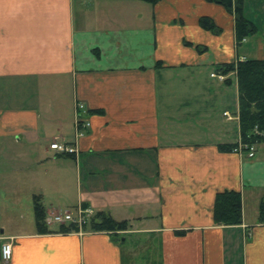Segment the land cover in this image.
<instances>
[{
  "label": "crops",
  "instance_id": "1",
  "mask_svg": "<svg viewBox=\"0 0 264 264\" xmlns=\"http://www.w3.org/2000/svg\"><path fill=\"white\" fill-rule=\"evenodd\" d=\"M244 6L259 31L241 50L234 15L207 0H0V264H264V142L251 158L218 149L241 139L239 118L224 115H239L238 78L211 76L264 58V0ZM79 104L91 122L82 137ZM229 189L242 192L244 221L217 225L216 195ZM35 196L47 213L81 205L130 226L117 238L40 232ZM5 197L32 204L27 227L5 225ZM124 233L158 237L159 262L134 257Z\"/></svg>",
  "mask_w": 264,
  "mask_h": 264
},
{
  "label": "trees",
  "instance_id": "2",
  "mask_svg": "<svg viewBox=\"0 0 264 264\" xmlns=\"http://www.w3.org/2000/svg\"><path fill=\"white\" fill-rule=\"evenodd\" d=\"M146 3L156 4L160 0H141ZM224 6L228 12L235 18V40L237 47L242 46L246 38L258 34V26L248 18L245 13L244 3L246 0H207ZM201 26L208 31L220 34L222 30L212 18L201 17ZM186 45L193 43L186 42ZM197 51H206L207 47L196 46ZM156 66L163 67L162 62H157ZM218 72L228 74L234 72L238 78L239 89V124L241 140L249 145L261 144L264 142V58L237 59L234 62H223L218 65ZM226 83H231L227 78ZM238 143L219 144L221 151H234ZM235 152V151H234ZM259 201L258 221L264 224V191ZM214 204L213 219L215 224L221 225H240L243 223V195L236 190L220 191L216 195ZM34 215L36 216V225L40 232H49L46 225V208L41 201V197H34ZM130 223L127 220L118 221L108 212H96V215L90 220L85 230L108 231L111 236L117 238L119 231L128 229ZM78 226L65 224L59 228V232H77ZM178 235L185 234V231H176ZM122 238V237H121ZM120 238V240H121ZM119 240V239H118Z\"/></svg>",
  "mask_w": 264,
  "mask_h": 264
},
{
  "label": "built area",
  "instance_id": "3",
  "mask_svg": "<svg viewBox=\"0 0 264 264\" xmlns=\"http://www.w3.org/2000/svg\"><path fill=\"white\" fill-rule=\"evenodd\" d=\"M211 76L218 78L220 81L224 82L228 77L226 74H222L220 72H213ZM76 112V131L77 136L82 137L86 133V130L91 127V122L88 119L82 117L84 113V107L82 105H77ZM224 115L227 116L228 119H238L239 115L236 117L233 113L229 111H225ZM51 149L56 151L60 155H74L77 153V148L73 144L69 143H51ZM237 153L246 154L248 158L254 157L256 152V147L254 144H247L243 142L241 139L238 142V146L234 149ZM46 225L49 228H52L54 225L59 226L65 224H72L74 226H78V231H84L85 227L88 225L90 220L96 215L95 211L91 207H83L78 206L76 209H64L57 210L52 212H46ZM2 260L4 263H7L13 256V243L11 241H6L1 247Z\"/></svg>",
  "mask_w": 264,
  "mask_h": 264
},
{
  "label": "rangeland",
  "instance_id": "4",
  "mask_svg": "<svg viewBox=\"0 0 264 264\" xmlns=\"http://www.w3.org/2000/svg\"><path fill=\"white\" fill-rule=\"evenodd\" d=\"M244 45L240 46L241 50L245 49L243 48ZM256 147V146H255ZM256 153V152H255ZM19 201L20 205H16V203ZM18 201L15 202V200H11L9 198H4L2 201L3 205V211H2V217L5 225L8 227L15 228L17 225L19 226H25L28 225L29 217L32 218V209L29 200L26 198H20ZM30 206V207H29ZM30 211V212H29ZM30 215V216H29ZM122 236L121 240H124L127 235ZM129 237V238H128ZM127 238V247L132 250L134 257L142 256L146 258H150L151 260L155 261L156 263L160 260V246H159V239L156 236L152 237H144L139 238L138 242L134 244V240H136L133 236H128ZM145 255V256H144Z\"/></svg>",
  "mask_w": 264,
  "mask_h": 264
}]
</instances>
